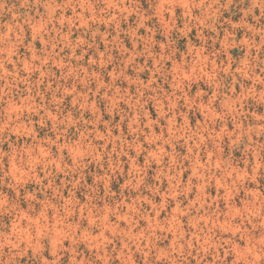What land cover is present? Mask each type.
<instances>
[{
  "label": "rangeland",
  "instance_id": "rangeland-1",
  "mask_svg": "<svg viewBox=\"0 0 264 264\" xmlns=\"http://www.w3.org/2000/svg\"><path fill=\"white\" fill-rule=\"evenodd\" d=\"M187 3L0 0V247L43 246L22 264H212L229 241L239 264L264 237V26L252 0Z\"/></svg>",
  "mask_w": 264,
  "mask_h": 264
},
{
  "label": "clouds",
  "instance_id": "clouds-1",
  "mask_svg": "<svg viewBox=\"0 0 264 264\" xmlns=\"http://www.w3.org/2000/svg\"><path fill=\"white\" fill-rule=\"evenodd\" d=\"M167 7L168 5H165V8ZM198 7L201 8V11L203 10V0H200L199 4L196 0H188L187 5L185 6L186 18ZM245 17L257 27L264 26V0H252L251 6L248 7L245 12ZM187 32L188 27L186 26L184 28V33L187 34ZM261 35H264V32H261ZM17 42H19V39ZM257 67H259V71L264 74V66L257 65ZM163 75L164 73L161 72L160 76ZM11 119H14V117H10V120ZM25 160V157L19 156L17 157L16 163L22 168L27 167ZM4 175L7 177L8 174L5 173ZM29 227L31 229L30 236L25 237L24 234L18 235L16 233H12V240L9 244L7 246L0 247V264H22V262L17 258L25 256L28 249L32 248L34 245L38 250H42V237L36 233L33 226ZM252 227L255 229L257 225H252ZM47 235L49 237L52 236L51 228H49ZM239 235V233H234L233 237H239ZM241 243H243V241H241ZM219 247L223 250V255L217 256L213 259L212 264H227L228 259L232 258L230 241L228 243H221ZM241 251L243 252V255L238 257L239 264H264V237H262L258 243L249 241L248 244L241 249ZM188 254L191 256L192 253L189 252ZM5 256H7V261L5 260ZM201 260H203V257H201ZM201 260H197L196 264H201ZM29 264H36V261L30 260ZM52 264H56V261L53 260ZM96 264H99V261H97Z\"/></svg>",
  "mask_w": 264,
  "mask_h": 264
}]
</instances>
